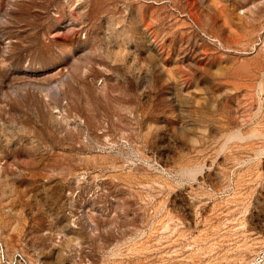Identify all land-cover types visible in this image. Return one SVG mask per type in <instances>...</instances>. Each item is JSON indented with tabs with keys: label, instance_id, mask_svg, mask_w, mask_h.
I'll return each instance as SVG.
<instances>
[{
	"label": "rangeland",
	"instance_id": "rangeland-1",
	"mask_svg": "<svg viewBox=\"0 0 264 264\" xmlns=\"http://www.w3.org/2000/svg\"><path fill=\"white\" fill-rule=\"evenodd\" d=\"M15 252L264 264V0H0Z\"/></svg>",
	"mask_w": 264,
	"mask_h": 264
},
{
	"label": "built area",
	"instance_id": "built-area-1",
	"mask_svg": "<svg viewBox=\"0 0 264 264\" xmlns=\"http://www.w3.org/2000/svg\"><path fill=\"white\" fill-rule=\"evenodd\" d=\"M0 262L2 264H30L25 256L19 252H15L11 256H7L6 254L1 253Z\"/></svg>",
	"mask_w": 264,
	"mask_h": 264
}]
</instances>
